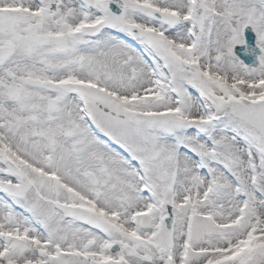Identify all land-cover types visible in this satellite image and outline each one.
<instances>
[{
	"label": "snow or ice",
	"instance_id": "6c2138e0",
	"mask_svg": "<svg viewBox=\"0 0 264 264\" xmlns=\"http://www.w3.org/2000/svg\"><path fill=\"white\" fill-rule=\"evenodd\" d=\"M0 264H264V0H0Z\"/></svg>",
	"mask_w": 264,
	"mask_h": 264
}]
</instances>
